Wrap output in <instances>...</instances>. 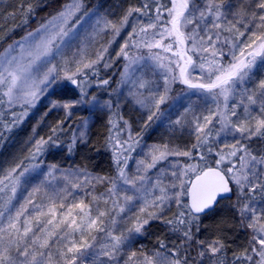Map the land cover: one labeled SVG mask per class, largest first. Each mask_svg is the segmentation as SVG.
<instances>
[{
	"label": "snow or ice",
	"instance_id": "6c2138e0",
	"mask_svg": "<svg viewBox=\"0 0 264 264\" xmlns=\"http://www.w3.org/2000/svg\"><path fill=\"white\" fill-rule=\"evenodd\" d=\"M34 14L20 0L7 16L26 24ZM120 60L108 92L100 69ZM177 84L201 104L173 120ZM42 99L40 121L62 116L38 138L34 126L26 153L0 163V264H264V0H127L119 13L68 0L0 50V147ZM128 105L144 117L141 132L122 114ZM105 113L111 173L45 165L52 148L87 147ZM165 118L191 143L144 144L143 131ZM226 200L248 233L239 251L224 219L217 235L200 237ZM152 222L176 239L133 247Z\"/></svg>",
	"mask_w": 264,
	"mask_h": 264
},
{
	"label": "trees",
	"instance_id": "16d2710c",
	"mask_svg": "<svg viewBox=\"0 0 264 264\" xmlns=\"http://www.w3.org/2000/svg\"><path fill=\"white\" fill-rule=\"evenodd\" d=\"M92 1L95 3L98 0H86V3L93 4ZM67 2L68 0H31V3L35 7V14L29 15L27 17V23L23 24L21 23L23 19L21 15H17L15 19L7 16L9 12L15 10L16 6L20 3V0H0V50H3V48L13 40L20 39L28 31L35 29L40 23L44 22L45 18L59 11L61 7ZM118 66L116 68H118ZM112 68L108 69L107 71H102L101 69L100 77H111L114 79L112 80L114 86L115 81H118L117 78L119 77L121 69L118 68V72H115L114 70L112 71ZM51 97L55 99L60 98V93L57 92ZM83 113L84 116L88 114L87 112ZM50 115L51 113H49L47 116L48 119H52ZM61 116L62 113H58L57 119H59ZM57 119L55 118L53 121ZM105 123L106 120L104 118L97 117L94 120V123L91 124L87 147L80 146L71 154H69L63 147L52 148L48 153L45 154V156H53L54 158H59L66 162L72 161L74 163L84 165L90 170L101 174L111 173L113 170L112 158L108 150L103 147V141L106 135ZM231 202V200L221 201V208L217 214L203 219L202 223L204 225H208L209 227L206 229L202 228L200 237H208L211 239L213 236L217 235L218 233L214 225L217 221L224 219L228 224L233 225L231 228H225L224 232L226 236L232 238L228 241V243L231 244V250L239 251L246 243V237L248 233L242 229L238 230L239 218L227 207V205ZM148 235L153 236L150 238ZM142 236L146 237L147 240L150 239L149 242L152 241L154 245L157 237L165 240H169L171 238L172 240L176 239L175 236L168 234L167 230L159 222L151 223L148 230Z\"/></svg>",
	"mask_w": 264,
	"mask_h": 264
},
{
	"label": "rangeland",
	"instance_id": "374dc122",
	"mask_svg": "<svg viewBox=\"0 0 264 264\" xmlns=\"http://www.w3.org/2000/svg\"><path fill=\"white\" fill-rule=\"evenodd\" d=\"M93 2L94 1H92V3ZM126 4H127V0H98L97 2H95L93 4L86 3V5L90 8L91 7H97L101 13H112V12L119 13L120 6H126ZM126 34L127 33L124 32V33H122L121 37L117 38L119 43L123 42V37L126 36ZM114 47H116L118 49V44L114 45ZM113 55H114V53H113ZM123 63H124L123 60H120L118 63L113 65L112 71L114 70L115 72H118V70H119L118 68H120L122 70ZM117 66H118V68H116ZM101 69H102V71H105V69H103L102 67H101ZM119 79H120V77L117 78V80H119ZM111 80H114V79L111 78ZM116 87H117V81H115L114 86H113V81H112L111 85L107 87V91L111 92V89L116 88ZM181 88H183L182 85H179V84L175 85L173 93H172L173 96L177 97V102L175 103V107L172 108L171 111H169L167 113V116H169L173 120L176 119V116L179 115V113L183 111V107H187L189 103L201 104V101H199L196 96H191V98L189 99L187 93L181 94ZM91 91L96 92L97 94L104 93V89L100 88L96 85H93V87L91 88ZM124 91H127V89L125 88ZM102 98H106V96L102 97ZM48 99H55V98L50 96ZM47 103H48V100L42 99V101L40 103H38L36 108H34L29 113V115L25 118L24 122L18 128H15L13 130V132L10 134V140L6 141L5 144L3 145V147H0V163H3L4 161H10L13 159V157H17V156H20V155L26 153L29 145L25 144V141L27 140V138L30 135H32V129L34 126L36 127L37 138L39 136H43V135L47 134L48 125L53 123L54 122L53 119H55V118L57 119V115H58V113H60L56 110H53L52 112H50L51 113L50 117L52 119H48V117L46 116L43 121H40L41 115L46 110ZM170 103H172V102L170 101ZM165 107H167V106H165ZM17 111H19V109H17ZM121 111H122V114L124 115V118L129 120L132 123L133 132L134 133L141 132V127H142L143 121H144V117L142 116L141 111L138 109H134L131 105L123 107L121 109ZM83 112L84 111H77L75 113L74 119L76 117L84 116ZM97 117H101V118H104L105 120H107V114L106 113L98 115ZM96 118H94V120ZM38 121H40L39 124H38ZM228 139H229V141L231 140L230 137ZM167 140H170L173 143L178 144L180 146H184L185 144L191 143V137L188 133V130L187 129H180L179 127L175 128V129H170L168 127V119L167 118L163 119L162 121H158L156 124H153L151 127L147 128L145 131H143V143L144 144L161 143V142H164ZM258 145H259V142H254L253 147H257ZM108 152L111 156V152L110 151H108ZM140 154L141 153H140L139 149L137 150V152H134L132 154L134 159L129 161V165L132 169L135 168V158H138ZM43 159L45 161V165H47L49 163H56V164L60 165V167L62 169L63 168H70V167L71 168H75V167L87 168L84 165H80V164L74 163L72 161L66 162L62 159L54 158L53 156L52 157L44 156ZM87 169L92 173H98L96 171L90 170L89 168H87ZM45 170H46V168H45ZM156 234H157V232H156ZM148 236L150 238H152L153 235H148ZM149 240L150 239L147 240L146 237L136 235L133 237L132 245L135 248H140L143 246L147 249H152L155 245H154V243H152V241L149 242ZM171 240H172V238L169 239V241H171Z\"/></svg>",
	"mask_w": 264,
	"mask_h": 264
}]
</instances>
